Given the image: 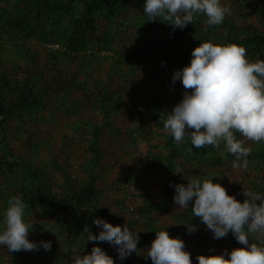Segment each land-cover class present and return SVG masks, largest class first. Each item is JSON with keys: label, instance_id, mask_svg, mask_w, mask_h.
Returning a JSON list of instances; mask_svg holds the SVG:
<instances>
[{"label": "rangeland", "instance_id": "rangeland-1", "mask_svg": "<svg viewBox=\"0 0 264 264\" xmlns=\"http://www.w3.org/2000/svg\"><path fill=\"white\" fill-rule=\"evenodd\" d=\"M222 3L231 9L224 21L235 28V33L252 25L264 34V15L257 1ZM196 20L207 25L206 16L199 15ZM141 22L133 5L125 7L115 22L104 20L97 35L107 29L118 35L110 50L96 51L90 45L87 52L92 53L86 57L68 56L63 45L54 44L47 33L29 41L3 35L0 77L10 81L16 74L18 80L28 77L35 86L36 104L16 108L5 119L0 128V156L9 152L39 169L59 193L67 191L69 185L79 189L96 174L97 202L105 208L108 222L139 231L138 251L129 256L130 264H152L146 250L155 239V231L162 229H167L170 237L183 240L192 264H198V255L231 251V232L214 239L201 220L191 216L192 202L189 208L175 204L165 211L164 185L172 180L186 185L199 176L213 179L229 195L245 199L243 191L264 194V161L248 160L246 169H233L221 145L206 146L199 158L168 163L170 135L160 121L182 99L185 89L180 80L172 82L174 71L166 66L164 55L141 51L136 34ZM162 33L169 39L172 29L165 26ZM209 39L215 44H231L221 26L214 27ZM3 93H8V88L1 83L0 95ZM100 101L107 105L108 114L98 108ZM95 135L102 156L99 161L89 151ZM237 138L252 151L264 152V142L247 140L239 133ZM22 175L18 170L14 179L11 175L0 177V211L7 198L19 197L15 187ZM69 218L51 217L40 206L29 209L27 219L34 224L28 238L37 243L51 241V250L40 247L8 253L5 247L0 249V264H72L73 249L84 255L94 243L101 247L98 242L86 241L84 232L68 229ZM190 224L196 227L191 234L186 226Z\"/></svg>", "mask_w": 264, "mask_h": 264}, {"label": "clouds", "instance_id": "clouds-1", "mask_svg": "<svg viewBox=\"0 0 264 264\" xmlns=\"http://www.w3.org/2000/svg\"><path fill=\"white\" fill-rule=\"evenodd\" d=\"M230 11L222 0H144L143 7L148 21L159 20L180 29L193 24L199 15L207 17L208 26L220 25ZM176 80H180L185 91L172 110L163 115L165 132L178 145L190 142L188 153L193 152V147L223 145L235 157L232 168L246 169L252 148L238 139L237 133L256 143L264 142V60H249L243 46L200 42L193 48L189 64L173 72L172 82ZM172 187L174 203L179 208H189L192 202L191 216L198 217L214 239L231 232L244 246L220 254L198 255V264H264V194L243 191L246 198L240 202L220 183L199 176L188 180L186 185ZM28 208L20 197L14 196L0 211V249L6 247L8 253L40 247L51 250V241L37 243L28 238L34 224L27 219ZM93 224L100 231L93 234L85 225L86 241L115 246L121 261L137 253L139 231L126 224L114 226L103 218L93 219ZM186 226L189 234L196 231L194 225ZM155 233L146 250V258L152 264H192L183 240L170 237L167 229ZM72 264H115V261L94 243L90 253L84 255L73 249Z\"/></svg>", "mask_w": 264, "mask_h": 264}, {"label": "trees", "instance_id": "trees-1", "mask_svg": "<svg viewBox=\"0 0 264 264\" xmlns=\"http://www.w3.org/2000/svg\"><path fill=\"white\" fill-rule=\"evenodd\" d=\"M12 1L11 4H9ZM248 1V0H245ZM257 1L264 15V0ZM9 4V5H8ZM129 5L137 8L142 17V22L136 30L142 52H158L165 56V64L169 69L175 71L180 65H188L191 59V52L200 42L210 41L209 35L214 27L221 26L226 29V39L231 44L243 46L246 55L264 60V34L255 26L248 25L242 27L240 33H235V28L225 21L216 26L202 25L195 20L193 24L185 26L183 29L173 28L159 20L148 21L147 15L143 12L144 0H0V38L7 35H15L22 41L39 40L43 33H47L54 44L63 45L64 53L68 56L86 57L89 46L96 51L110 50L116 33H110L107 29L102 35H97L101 22H115L123 9ZM172 29L171 38L166 39L162 33L163 27ZM53 39V40H52ZM91 50L88 53L91 54ZM124 57V56H123ZM18 80L17 74L13 81L6 77H0L2 83L8 88V93L0 95V128L3 127L5 119L19 107H30L36 104L35 86L28 77ZM98 108L108 114L107 105L100 101ZM163 126V121H160ZM97 130V128H94ZM97 135L90 143L89 151L96 161L102 156L97 147ZM168 163L180 159H195L205 153V148L195 149L188 153L191 147L190 142L185 141L179 145L174 142L170 135ZM227 156L231 161L235 157L229 153ZM264 161V152L252 151L248 160ZM218 160V159H214ZM18 170L21 171L22 178L16 184L15 192L29 205V209L43 207L51 216L57 217L68 215L67 225L78 232H83L87 225L93 234H97L100 229L93 224V219L103 218L108 222V214L105 208L97 202L98 190L96 187L98 177L91 175L90 179L79 189L68 186L67 191L57 192L52 183L44 177L39 169L25 164L9 152L0 156V177H10L14 179ZM178 182L169 181L163 187V209L165 211L174 207L175 189L172 185ZM14 193V192H13ZM7 198L3 209L7 206ZM240 202L243 198L236 197ZM27 210V212H28ZM148 237L150 235L148 234ZM229 238L232 247H244L239 244L230 233ZM148 239V238H145ZM102 249L113 257L115 264H130L129 257L123 261L118 258L115 246L107 242H98Z\"/></svg>", "mask_w": 264, "mask_h": 264}]
</instances>
